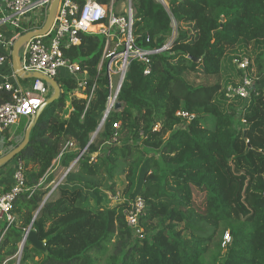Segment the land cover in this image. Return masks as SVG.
Listing matches in <instances>:
<instances>
[{
  "label": "trees",
  "instance_id": "obj_1",
  "mask_svg": "<svg viewBox=\"0 0 264 264\" xmlns=\"http://www.w3.org/2000/svg\"><path fill=\"white\" fill-rule=\"evenodd\" d=\"M125 1L115 0L116 8ZM133 2L137 43L164 46L174 19L171 48L153 55L149 75L144 64L131 63L123 106L110 112L93 141L106 113L105 73L88 107L72 96V79L58 78L60 98L43 109L15 158L24 165L27 188L38 186L15 202L17 221L0 243V264L18 252L32 221L46 250L27 240L21 264H104L105 257V264H264V92L248 103L227 96L241 79L234 58H251L264 81V0ZM104 43V34L82 33L65 54L94 79ZM192 75L218 81L194 84ZM7 99L0 93V104ZM68 142L74 147L63 152ZM84 149L48 196L55 163L69 169ZM118 174L126 183L112 204L106 198L117 193ZM196 190L204 193V211ZM137 197L145 202L141 236L127 220ZM226 232L231 239L223 244Z\"/></svg>",
  "mask_w": 264,
  "mask_h": 264
},
{
  "label": "built area",
  "instance_id": "obj_2",
  "mask_svg": "<svg viewBox=\"0 0 264 264\" xmlns=\"http://www.w3.org/2000/svg\"><path fill=\"white\" fill-rule=\"evenodd\" d=\"M51 1L0 0V93L9 95V99L0 104V138L22 119L35 116L48 99L50 85L45 80L31 78L24 82L20 81L22 78L18 77L13 70L12 50L20 36L40 29L44 25ZM159 1L166 5L165 0ZM134 22L133 0H126L122 4V9L116 8L115 0H109L108 4H103L99 0L83 2L60 0L51 29L44 35L33 36L21 49V68L26 74L40 73L57 81L61 77L72 79L76 85L72 96L86 99L87 107L94 96L97 80L104 72L108 90L106 113L102 120L104 125L116 104H122L120 93L131 63L138 61L144 64V74H151L153 55L170 49L176 38V32H174L168 43L160 48L140 46L133 31ZM175 23L173 19V25ZM82 33L105 35L102 57L94 79L88 68L65 54V49L81 43ZM150 41V37L147 36L146 42ZM236 64L241 71V79L238 84L228 86L227 96L230 99L240 97L248 103L253 96L264 92V81L259 80L254 74L256 68L251 58L247 56L237 58ZM178 114L187 115V113ZM243 122L246 123V119H243ZM115 127L118 128L119 125L115 124ZM73 146L72 142H68L63 152ZM85 150L76 157L74 163L79 162ZM15 164L13 182L8 190L0 194V243L16 224L17 217L14 213L16 200L25 192L31 196L38 186L27 188L24 165L21 161ZM70 169L71 167L67 169L66 174ZM61 181L62 179L53 181L49 185L51 188L49 194L57 190ZM144 204L143 198H137L127 215L134 236L142 234L143 229L140 227L138 215L144 209ZM32 228L29 226L25 230L18 252L5 259L2 264H21L23 245L25 246ZM230 239V234L226 232L223 244L228 243Z\"/></svg>",
  "mask_w": 264,
  "mask_h": 264
},
{
  "label": "water",
  "instance_id": "obj_3",
  "mask_svg": "<svg viewBox=\"0 0 264 264\" xmlns=\"http://www.w3.org/2000/svg\"><path fill=\"white\" fill-rule=\"evenodd\" d=\"M59 2H60V0H52L51 1L46 21H45L44 25L40 29L29 31L26 34H23L22 36H20L15 41V43L13 45L12 65H13V70L16 73V75L18 77H22L24 79L40 78V79L45 80L51 86V88L53 89V94L44 102L42 107L37 111L36 115L31 117V121H30V123L28 124V126H27V128L25 130V135H24L23 141L18 146L13 148L10 152H8L7 154H5V155L0 157V168L4 167L6 164H8L12 160H14L16 158V156L28 146V144L30 142V136H31L32 129L36 125V123H37V121H38L43 109L47 105L57 101L60 98V96H61V88H60V85H59V83H58V81L56 79L49 78L48 76L41 75L40 73L26 74L22 70L21 64H20V51L23 48V46L26 44V42L30 38H32L33 36L46 34L51 29V27L53 25V22H54V19H55V15H56L57 9H58ZM122 106L123 105L121 103H117L116 106H115V109L116 110L120 109V108H122ZM102 126L103 125L101 123L99 128H98V130L94 133L91 141H93L94 136H96L98 134V132L100 131ZM66 175L64 177H66ZM49 195L50 194H48V196ZM40 209L41 208L38 209V211L35 214L33 220H35V218L37 217ZM32 224H33V221H32L30 226H32ZM27 240H29L38 249H41L43 251L46 250L45 243L40 240V238H39V236H38V234H37L35 229H33V228L30 229L29 234L27 236ZM23 248H24V245H23Z\"/></svg>",
  "mask_w": 264,
  "mask_h": 264
},
{
  "label": "rangeland",
  "instance_id": "obj_4",
  "mask_svg": "<svg viewBox=\"0 0 264 264\" xmlns=\"http://www.w3.org/2000/svg\"><path fill=\"white\" fill-rule=\"evenodd\" d=\"M166 4L168 5V0H165ZM166 5V6H167ZM122 9V6H121ZM174 29L176 32V23L174 24ZM250 50H254L255 47L253 44H250L248 47ZM237 58L233 59V62H236ZM256 68V67H255ZM226 75L224 74L222 76V78H224ZM189 80L191 83H196V84H214L218 81V79L216 77H204L202 75H192L189 77ZM53 92V89H51V87H49V94L48 97L50 96V93ZM206 119H211L209 115L206 116ZM21 125L20 128L18 129V131L14 132L13 134L10 133L9 136H5L2 140H0V157L5 155L6 153H8L11 149H13L14 147H16V145H18L19 143H21V141L24 138V134H25V129L26 126L28 125V123L30 122V118L28 119H23L21 121ZM238 128H241L240 124H237ZM12 135V136H11ZM97 136V135H96ZM94 136V138L96 137ZM97 156V154H93L92 157L95 158ZM76 166V165H75ZM74 168V167H73ZM15 169V160L11 161L10 163H8L6 166H4L2 169H0V183H2L3 188L8 187V185H10V183L12 182V174L14 173ZM68 170L67 169H63L55 170V174H57V180L62 179L63 181H65V175L66 172ZM126 174V173H125ZM125 174H118L116 175V177L114 178L116 181V187H117V193L115 195H113L111 192L108 193V196L106 198V200L108 201H112L111 203H116L117 201L121 200V194H122V190H123V185L126 183V176ZM56 180V181H57ZM106 182V181H105ZM104 185L108 186L110 185V182L107 181L106 183H104ZM57 191V190H56ZM197 191V190H196ZM196 193V192H195ZM138 198V197H137ZM142 198V197H141ZM195 203L196 206L201 210L204 211L205 210V196L203 192H199L197 191L196 196H195ZM135 200H133L134 202ZM132 202V203H133ZM223 245V244H222ZM112 251V250H111ZM110 252V251H109ZM104 264L107 263V257L103 258L102 261ZM29 264H31V262H29Z\"/></svg>",
  "mask_w": 264,
  "mask_h": 264
},
{
  "label": "crops",
  "instance_id": "obj_5",
  "mask_svg": "<svg viewBox=\"0 0 264 264\" xmlns=\"http://www.w3.org/2000/svg\"><path fill=\"white\" fill-rule=\"evenodd\" d=\"M20 78H22V77H20ZM18 79H19V78H18ZM25 80H27V79H24V78L20 79V81H23V82H24ZM14 82L17 83V80L14 79ZM48 98H49V97H48ZM68 103H69V102H68ZM25 119H28V118H25ZM22 120H23V119H22ZM22 120H21V121H22ZM21 121H20L18 124H16L15 126H13V128H12L10 131H7V132H9V135H10V133L13 134L14 132L18 131V129L20 128V125H21V123H22ZM30 121H31V118H30ZM29 123H30V122H29ZM29 123H28V124H29ZM27 126H28V125H27ZM27 126H26V128H27ZM25 130H26V129H25ZM7 132H6V133H7ZM5 135H6V134H5ZM24 135H25V134H24ZM11 136H12V135H11ZM4 137H5V136H4ZM4 137H3V138H4ZM3 138L1 137L0 140H2ZM23 139H24V138H23ZM22 141H23V140H22ZM22 141H21V142H22ZM19 144H20V143H19ZM19 144H18V145H19ZM18 145H17V146H18ZM73 147H74V146H73ZM73 147H72V148H73ZM14 148H15V147H14ZM11 150H12V149H11ZM11 150H10V151H11ZM10 151H9V152H10ZM81 153H82V152H81ZM6 154H7V153H6ZM82 155H83V154H82ZM97 155H98V154H97ZM14 160H15V159H14ZM12 161H13V160H12ZM16 162H17V161L15 160V163H16ZM9 163H10V162H9ZM76 164H77V163H74V161H73L72 164H71V166H70V167H71L70 170H72L73 167H74ZM6 165H7V164H6ZM6 165H5V166H6ZM15 165H16V164H15ZM2 168H3V167H2ZM2 168H0V169H2ZM56 169L61 170V171L63 170V168L59 165V162L55 163L54 168L52 169L53 173H55V170H56ZM14 170H15V169H14ZM13 172H14V171H13ZM57 177H58V176H57V174H56V180H57ZM56 180H55V181H56ZM12 182H13V174H12ZM12 182L10 183V185L12 184ZM51 183H52V182H51ZM51 183H50V184H51ZM62 183H63V180L61 181L60 184H62ZM50 184H49V185H50ZM10 185H8V187L3 188L2 183H0V194H1L2 192H4V191L8 190L9 187H10ZM58 187H59V186H58Z\"/></svg>",
  "mask_w": 264,
  "mask_h": 264
}]
</instances>
